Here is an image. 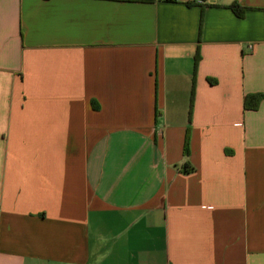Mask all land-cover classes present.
Instances as JSON below:
<instances>
[{"label":"crops","instance_id":"0c3cea01","mask_svg":"<svg viewBox=\"0 0 264 264\" xmlns=\"http://www.w3.org/2000/svg\"><path fill=\"white\" fill-rule=\"evenodd\" d=\"M0 264H264V0H0Z\"/></svg>","mask_w":264,"mask_h":264},{"label":"trees","instance_id":"16d2710c","mask_svg":"<svg viewBox=\"0 0 264 264\" xmlns=\"http://www.w3.org/2000/svg\"><path fill=\"white\" fill-rule=\"evenodd\" d=\"M231 8L239 16H244L247 10V7L241 6L238 2H234L231 5ZM198 60H199V56L197 55L196 63H198ZM261 99H262V94H258V93L247 94L244 102L245 109H256L259 103L261 102ZM186 147H188V138L186 141Z\"/></svg>","mask_w":264,"mask_h":264}]
</instances>
